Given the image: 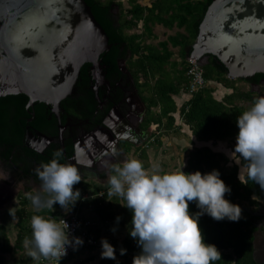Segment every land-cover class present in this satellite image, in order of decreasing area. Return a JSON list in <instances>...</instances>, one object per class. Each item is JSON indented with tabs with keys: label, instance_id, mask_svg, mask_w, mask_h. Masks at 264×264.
<instances>
[{
	"label": "trees",
	"instance_id": "obj_1",
	"mask_svg": "<svg viewBox=\"0 0 264 264\" xmlns=\"http://www.w3.org/2000/svg\"><path fill=\"white\" fill-rule=\"evenodd\" d=\"M85 1L92 8L96 19L110 38L112 47L101 55L100 60L103 72L111 84L112 94L108 95L107 87H102L99 89L101 102L98 100L91 64H86L81 70L75 94L64 100L62 106L70 115L91 120L93 122L91 129H93L98 125H103L105 118L113 108L125 104L127 89L121 86L126 85L127 80H130L132 83L129 84L128 82V84L137 90L138 96L146 105V113L140 129L147 132L152 125H157L160 132L162 129L172 130L176 122L173 114L178 112L174 97L183 92L189 94L190 84L187 76L186 51L195 43L199 35L200 25L213 0H157L151 7L143 6L136 0H130L131 8L127 14H122L119 17H115L111 13V3H104L101 0ZM119 7L124 10L122 4H119ZM140 24L143 28L142 32L130 33L133 30H138ZM157 25H163L168 29L174 27L184 29V33L178 32L177 35L169 37L168 40L154 45L149 41L156 39L154 28ZM170 46L180 47L182 62L178 63L172 60L174 52ZM209 61V64L203 67L208 86L191 96L190 100L180 109V115L198 141L234 140L239 132L237 117L244 110L250 108L256 98L251 90L244 91L237 84L259 82V80L264 79V74H257L251 79L232 80L228 78L227 68L217 58L210 56ZM214 83L232 89L233 92L226 95L223 100H217L214 96L217 90L216 86H212ZM29 101L30 98L25 94L0 98V148L22 142L24 129L21 126L26 124L23 118L30 115L27 108ZM102 101L106 102L104 106ZM31 111H35L37 115V120L33 124L35 127L41 130L45 129L46 125L50 127L49 124H46L48 117L46 104L37 103L34 110L31 109ZM155 143L160 145V138L156 139ZM123 148L126 153L131 151V146H123ZM138 149L141 151V157L147 159V151L140 147ZM67 150L70 155L73 154L72 143L67 145ZM7 151L8 157L11 149L9 148ZM54 152L51 151L50 155H53ZM239 156L241 165L246 167L248 161L241 154ZM229 163V159L224 154L215 152L210 147H200L191 152L185 171L201 170L207 173L213 169H219L222 178L232 188L231 192L225 194L226 197L241 204L244 208L257 212L259 208L264 207V189L251 179L248 180V184L243 183L240 179L239 166L234 164L228 168ZM145 168L147 169L148 166L146 165ZM32 174L37 182L42 183L38 174ZM76 188L81 190V199L73 206L75 212L68 216L55 213V210H59L61 207L58 202L52 208H44L39 213L28 214L26 206L30 204V200L25 198L22 202L23 207L17 211L19 232L16 245L18 248L23 246L25 238H30L32 234V228L28 222L34 214H42L57 221L71 215L78 214L81 216L79 214L82 208L80 202L84 195L92 192L91 195L99 197V194L103 193L99 189L91 190L90 184L85 180L76 183L74 189ZM107 196L108 192L105 198ZM254 196L255 198H253ZM95 210L102 223L116 222V217L121 216L119 221L121 226L129 223L131 225L132 211L129 212V220L126 221V213L119 214L113 210L107 211L98 206ZM199 210L196 202H190V211ZM81 218L88 221L82 216ZM259 220L258 216L246 210H243V217L239 221H232L227 218L218 220L207 213L202 215L200 225L206 242L215 243L222 252L220 259L213 261L212 264H259L255 258L254 246L255 234L259 229ZM98 234L94 231V226L90 224L88 236L99 241ZM112 244L116 246V259L103 258L100 264H133L134 256L142 251L137 239L131 236L130 230L125 239L120 242L115 241ZM121 247L127 248V252L121 254ZM95 248L84 247L80 252ZM14 250L15 246L12 244L7 226L0 223V264H32L35 261L33 258L30 260L6 259V256L13 254ZM73 258L62 259L61 264H66Z\"/></svg>",
	"mask_w": 264,
	"mask_h": 264
},
{
	"label": "clouds",
	"instance_id": "obj_2",
	"mask_svg": "<svg viewBox=\"0 0 264 264\" xmlns=\"http://www.w3.org/2000/svg\"><path fill=\"white\" fill-rule=\"evenodd\" d=\"M237 125L234 151L248 161L246 175L241 171L240 179L245 184L251 179L264 189V95L256 97L253 105L237 117ZM62 157L63 149H57L50 161L41 162L35 169L42 191L30 192L28 196L38 213L57 202L65 209L69 204L73 207L81 199V190L74 189L82 179L81 171L74 163H62ZM111 168L108 193L118 194L126 201L124 205L133 213L130 234L142 249L134 256L133 264H212L220 259L218 246L205 240L200 217L207 213L218 220L239 221L243 207L226 197L232 188L219 169L207 173L150 172L137 158L125 159L122 166L113 163ZM8 176L0 175V180ZM192 201L199 211H190ZM121 218L116 217L117 223ZM31 228L32 235L25 238L24 245L34 260L41 256L61 260L69 245L78 249L85 243L83 237L70 235L66 220L34 214ZM112 231H117V226ZM126 252L127 248H120L121 254ZM101 256L117 257L116 246L107 237L102 238Z\"/></svg>",
	"mask_w": 264,
	"mask_h": 264
},
{
	"label": "water",
	"instance_id": "obj_3",
	"mask_svg": "<svg viewBox=\"0 0 264 264\" xmlns=\"http://www.w3.org/2000/svg\"><path fill=\"white\" fill-rule=\"evenodd\" d=\"M111 47L85 0H0V98L25 94L28 106L44 103L60 109L75 94L83 66L91 64L100 100L105 79L100 58ZM210 56L227 68L232 80L264 74V0H213L186 51L202 67ZM138 132L143 134L140 128ZM260 234H255V249Z\"/></svg>",
	"mask_w": 264,
	"mask_h": 264
},
{
	"label": "flooded vegetation",
	"instance_id": "obj_4",
	"mask_svg": "<svg viewBox=\"0 0 264 264\" xmlns=\"http://www.w3.org/2000/svg\"><path fill=\"white\" fill-rule=\"evenodd\" d=\"M101 1L112 4L111 13L115 17L127 14L131 8L130 0ZM123 1L128 2L129 9L124 7ZM156 1L151 0V6ZM119 4H122L124 10L119 7ZM128 82L129 84L132 83L127 80L126 85H118L127 89L125 104L118 105L109 118V114L107 115L103 125H98L93 129H91L93 126L91 120L70 115L61 103L60 109L47 106L46 124H49L50 127L46 125L45 129L41 130L33 125L37 120V115L31 109L34 110L37 103L34 106H27L30 115L23 118L26 124L21 126L24 129L22 142L0 148V175H9L7 179L2 180H6V183L14 187L24 185L26 191L32 190L31 187L33 186L40 187L42 183L37 182L32 173L37 174L35 171L37 166L41 162L50 161L53 158V155H50L51 151L57 149H63L62 163L71 162L80 169L81 180L107 179L112 171V162L121 161L125 154H128L123 150V146H131L132 151L138 143H136L139 139L138 128H140L146 113V109H141L142 105L138 99L137 90ZM249 85L256 97L264 95V79ZM102 87H107L108 95L112 94V87L106 75L99 89ZM99 101L101 102V98ZM105 104L106 102L102 101V105ZM105 123L106 127L104 126ZM71 143L73 144L72 155L67 150V145ZM9 148L11 152L10 156L7 157ZM238 157L239 163H236L241 164V158ZM241 168L246 170V167L242 166ZM257 212L264 214V207L259 208ZM258 217L260 219L258 221L259 229L256 233L261 234L257 238L258 248L255 249V258L259 264H264V215Z\"/></svg>",
	"mask_w": 264,
	"mask_h": 264
},
{
	"label": "rangeland",
	"instance_id": "obj_5",
	"mask_svg": "<svg viewBox=\"0 0 264 264\" xmlns=\"http://www.w3.org/2000/svg\"><path fill=\"white\" fill-rule=\"evenodd\" d=\"M106 1V0H104ZM138 3H140L143 6L150 7L151 6V0H136ZM196 1V0H195ZM124 7L126 9H129V4L127 1H123ZM143 28L141 27V24L139 25L138 30H133L131 33L134 32H142ZM184 31V29H179L175 27L174 29H156L154 28V34L156 36V39H152L149 41V43L157 45L160 41H166L169 37L175 36L178 32ZM171 49L175 52L176 59H179V62H181L179 51L172 46H170ZM173 58V59H174ZM217 89L218 87L223 88L224 86L218 85L214 83ZM244 88H246L244 86ZM247 90V88H246ZM180 104V103H179ZM142 109V108H141ZM157 111V109H154ZM176 119L179 120V126L182 128V130L179 133H167L168 131H165L162 129V131L155 130L152 132V127L149 130L148 138H145L144 142L136 145L135 148L132 149V151L128 154H125L123 157V160L121 161H115L113 163H118L121 166L123 165V162L127 158H137L140 159L144 166H148L147 170L151 171H160V172H171V171H177V170H186L188 166V161L191 155V152L195 150V147H201V146H209L213 151L220 152L224 155H226L230 163L228 164V167L231 168L234 164L239 163V154L238 152H235V144L236 139L234 140H227V141H210L207 143L204 142H196L195 144L192 142V136L191 132L188 129V125H186L183 120L180 117V114L177 113ZM154 135V137H153ZM159 135V136H156ZM156 136V137H155ZM161 140V144L157 145L155 143L156 139ZM138 147L144 149L147 151L148 158L144 159L141 157V151L138 149ZM115 158V157H114ZM115 160H117L115 158ZM237 162V163H236ZM111 164V165H112ZM240 169V165L237 164ZM240 171V170H239ZM241 171H244L246 173L245 169L241 168ZM87 183L90 184L91 190L99 189V191L103 192V197H89L86 200H81V210L79 214L86 218L87 220H90L94 224V231L98 232V240H99V246L95 249H87L83 250L82 252L78 253L77 256H75L72 260L67 262L66 264H100L101 260L103 259L101 256L102 252V238L107 237L110 241H120L123 240L128 230H130L131 225L130 223L126 225L125 227L121 226L119 222L117 221H109L106 223H102L100 221V218L97 216V212L95 208L102 207L106 209L107 211L113 210L116 213H126L125 220H129V212L131 210L125 206L126 201L123 197L119 196L118 194H112L105 198L108 189L110 187L108 183V177L107 179L100 180H86ZM24 185H18V186H11L9 183H6V180H0V223L5 224L8 228L9 235L12 239V243L15 246L14 253L11 255H7L6 259L14 260V259H26L30 260L32 257L28 255V249L23 246L17 247L16 245V239L19 232V228L17 226L18 222V215L17 211L23 207L22 202L25 200V198L29 199L28 193H36L38 191H42L41 186H33L31 187L32 190H25ZM90 195L92 192H88ZM86 193L85 195H89ZM47 195V194H46ZM30 200V199H29ZM80 201V200H78ZM77 201V202H78ZM11 209V212H10ZM130 210V211H129ZM26 212L28 214H33L34 212H37V209L32 204L30 200V204L26 206ZM75 210L73 209L72 205L69 204L68 207L65 209L63 206L59 208V210H55V213L59 214L61 213L62 216H68L70 214H73ZM115 222V223H114ZM28 224L31 226V218L28 222ZM116 224V225H114ZM108 225V226H107ZM110 226H117V231L113 232L112 228L109 231ZM32 235V234H31ZM31 237V236H30ZM32 261V260H31Z\"/></svg>",
	"mask_w": 264,
	"mask_h": 264
},
{
	"label": "built area",
	"instance_id": "obj_6",
	"mask_svg": "<svg viewBox=\"0 0 264 264\" xmlns=\"http://www.w3.org/2000/svg\"><path fill=\"white\" fill-rule=\"evenodd\" d=\"M187 76L189 79V95L192 96L193 94L204 90L208 84L204 77V70L198 60H195L191 57L187 58ZM89 197H94V195H84L83 200L88 199ZM99 197H103V193L99 194ZM66 220L69 224V232L70 235L81 236L84 238L85 243L80 246L78 249H75L73 246H68V252L62 259H67L71 257L77 256L78 252L82 250V248H89V247H98L99 241L91 238L88 236V228L90 227V222L85 221L81 216L71 215L69 217H64L60 221ZM61 259V260H62ZM61 260L59 258H45L43 256L40 257L39 260H35L32 264H61Z\"/></svg>",
	"mask_w": 264,
	"mask_h": 264
},
{
	"label": "crops",
	"instance_id": "obj_7",
	"mask_svg": "<svg viewBox=\"0 0 264 264\" xmlns=\"http://www.w3.org/2000/svg\"><path fill=\"white\" fill-rule=\"evenodd\" d=\"M151 7V6H150ZM141 27H142V25H141ZM156 29H164L165 28V26H163V25H157L156 27H155ZM175 28V27H174ZM173 28V29H174ZM181 32H183L184 33V31H181ZM177 35V34H176ZM160 42H163V41H160ZM174 48V47H173ZM170 49H171V47H170ZM178 50L179 51V54L181 55V53H180V47H175V50ZM172 50V49H171ZM173 51V50H172ZM174 52V51H173ZM174 56H176V54H175V52H174ZM174 56H173V58H174ZM172 58V60L174 61V62H178V63H180L179 62V59H176V57L173 59ZM180 58H181V56H180ZM181 62H182V58H181ZM237 86L240 88V89H242V90H244V91H250V85L249 84H245V83H238L237 84ZM244 86L247 88V90H246V88H244ZM233 92V90L232 89H228V88H225V87H223V88H220V87H218L217 88V90L215 91V93H214V96H215V98L217 99V100H223V98L226 96V95H228V94H231ZM190 98H191V96L188 94V93H181L180 95H178V96H175L174 97V100H175V102H176V104H177V107H178V114H180V109L182 108V106L186 103V102H188L189 100H190ZM143 102V101H142ZM180 103V104H179ZM141 108L142 109H144V106L142 105L141 106ZM177 113H175V114H173V116L176 118V115H177ZM180 117H181V115H180ZM182 119V118H181ZM179 124V120H177L176 119V122H175V127L172 129V130H168V132L167 133H179L181 130H182V128L178 125ZM153 126V127H152ZM151 127H152V132H154L155 130H157L158 129V127H157V125H152ZM188 129L190 130V127H188ZM150 130V129H149ZM149 130L147 131V132H143V134L141 133H139V132H137L138 133V141H136V145H139V144H141V143H143L144 142V140H145V138H148V136H150L149 135ZM166 131V130H165ZM190 132H191V130H190ZM191 136H192V142L195 144V141L196 142H200L201 143V141H198L196 138H195V136H193V134H192V132H191ZM140 138H141V140H140ZM204 143H207V142H204ZM201 147H204V146H201ZM206 147H209V146H206ZM195 148H200L199 146L198 147H195ZM226 156V155H225ZM240 165V168L242 167L241 166V164H239ZM240 170V169H239ZM240 172V171H239ZM246 175V174H245ZM120 214V213H119ZM98 216V215H97ZM98 218H99V216H98ZM91 224H92V226H94V224L90 221V220H88ZM128 225V224H127ZM108 226V225H107ZM126 226V225H125ZM124 226V227H125ZM132 226V225H131ZM123 227V226H122ZM112 228V226H110V228H109V231H111L110 229ZM129 231V230H128ZM127 234H128V232H127ZM127 236V235H126ZM126 238V237H125ZM124 238V239H125ZM120 241H122V240H120ZM119 241V242H120ZM111 243H113L114 241H110ZM13 244V243H12Z\"/></svg>",
	"mask_w": 264,
	"mask_h": 264
},
{
	"label": "bare ground",
	"instance_id": "obj_8",
	"mask_svg": "<svg viewBox=\"0 0 264 264\" xmlns=\"http://www.w3.org/2000/svg\"><path fill=\"white\" fill-rule=\"evenodd\" d=\"M97 74H98V77L100 78V74L97 72ZM117 116V115H116Z\"/></svg>",
	"mask_w": 264,
	"mask_h": 264
}]
</instances>
